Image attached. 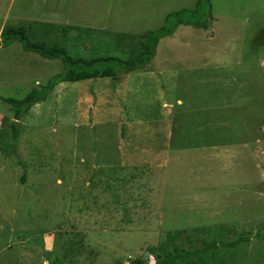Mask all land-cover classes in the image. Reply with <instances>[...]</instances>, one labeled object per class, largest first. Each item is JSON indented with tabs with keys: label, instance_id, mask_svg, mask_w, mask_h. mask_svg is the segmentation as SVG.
<instances>
[{
	"label": "rangeland",
	"instance_id": "374dc122",
	"mask_svg": "<svg viewBox=\"0 0 264 264\" xmlns=\"http://www.w3.org/2000/svg\"><path fill=\"white\" fill-rule=\"evenodd\" d=\"M197 1L0 0V35L24 24L72 56L127 59L135 36ZM210 2V28L178 25L148 69L62 82L21 119L0 99V264H155L148 248L178 230L264 234V0ZM63 70L0 46V96ZM215 264H264V236Z\"/></svg>",
	"mask_w": 264,
	"mask_h": 264
},
{
	"label": "trees",
	"instance_id": "16d2710c",
	"mask_svg": "<svg viewBox=\"0 0 264 264\" xmlns=\"http://www.w3.org/2000/svg\"><path fill=\"white\" fill-rule=\"evenodd\" d=\"M211 21L210 0H198L193 10L184 9L169 13L162 27L135 36L134 54L127 59L111 55L89 58L72 56L62 45L40 38L39 31L31 26L7 24L1 31L0 46L6 47L15 41H19L25 51L36 52L47 59H61L64 70L52 76L43 87H34L23 99L3 98L2 96H0V99L9 104L15 112L16 119H21L33 105L44 101L48 93L58 84L100 77H118L121 74L131 73L136 69H148L157 53V46L162 37L172 35L180 24L208 29L211 26ZM41 26L44 34L54 30H60L64 34L71 30H78L81 33L90 29L69 24L58 26L44 23ZM116 37H118V40H123L127 37H134V35L118 33ZM118 46L121 47L119 43ZM14 126V137L18 139L19 131L16 123ZM211 231V228L197 227L192 231L184 229L171 232L159 244L149 247L147 252L154 257L155 264H215L221 247L235 248L244 241L264 236L259 232L254 235L242 233L238 237L224 242L217 239L209 240L207 235ZM132 264L149 263L143 256L136 258Z\"/></svg>",
	"mask_w": 264,
	"mask_h": 264
},
{
	"label": "water",
	"instance_id": "95a60500",
	"mask_svg": "<svg viewBox=\"0 0 264 264\" xmlns=\"http://www.w3.org/2000/svg\"><path fill=\"white\" fill-rule=\"evenodd\" d=\"M145 258L147 259V256H145Z\"/></svg>",
	"mask_w": 264,
	"mask_h": 264
},
{
	"label": "crops",
	"instance_id": "0c3cea01",
	"mask_svg": "<svg viewBox=\"0 0 264 264\" xmlns=\"http://www.w3.org/2000/svg\"><path fill=\"white\" fill-rule=\"evenodd\" d=\"M242 103V102H241Z\"/></svg>",
	"mask_w": 264,
	"mask_h": 264
}]
</instances>
